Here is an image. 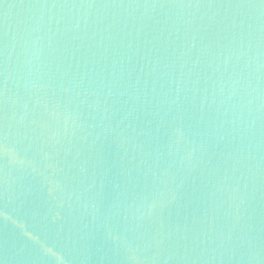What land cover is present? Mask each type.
<instances>
[{
  "label": "water",
  "instance_id": "95a60500",
  "mask_svg": "<svg viewBox=\"0 0 264 264\" xmlns=\"http://www.w3.org/2000/svg\"><path fill=\"white\" fill-rule=\"evenodd\" d=\"M0 264H264V0H0Z\"/></svg>",
  "mask_w": 264,
  "mask_h": 264
}]
</instances>
